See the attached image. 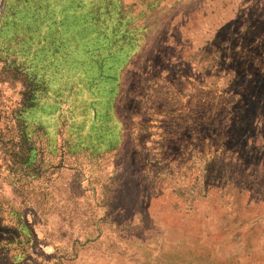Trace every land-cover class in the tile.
<instances>
[{"label": "rangeland", "instance_id": "obj_1", "mask_svg": "<svg viewBox=\"0 0 264 264\" xmlns=\"http://www.w3.org/2000/svg\"><path fill=\"white\" fill-rule=\"evenodd\" d=\"M0 264H264V0H0Z\"/></svg>", "mask_w": 264, "mask_h": 264}]
</instances>
